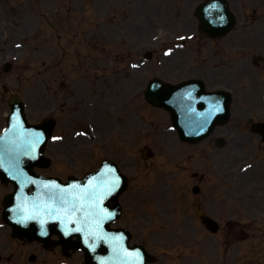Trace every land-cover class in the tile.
<instances>
[{"label": "rangeland", "instance_id": "obj_1", "mask_svg": "<svg viewBox=\"0 0 264 264\" xmlns=\"http://www.w3.org/2000/svg\"><path fill=\"white\" fill-rule=\"evenodd\" d=\"M161 1L159 0V8L155 9L153 3L156 5V0H124L122 4L118 0H0V127L4 125V115L9 111L7 95L3 92L5 85L25 101L27 116L32 123L37 124L47 117L58 119L56 134H64V141L57 144L54 139L48 145V156L54 159V166L44 171L45 175L63 174L64 177V174L76 173L81 176L104 158L117 161L132 183L127 195L129 197L124 199L131 206L128 209L131 215L128 213L124 225L132 228L137 239L145 242L156 256L161 257V264H189L191 260L185 256H190L192 260L198 257V235L195 245L190 242L184 245L182 241L174 244L171 234L163 236L169 226L166 224L169 215H177L176 219L183 215L179 211V204H183L188 198V187H181L182 178L199 171L202 162L199 154L205 146H209L211 140L208 139L194 148L180 144L177 133L171 130L168 114L150 106L144 96L141 99L139 125L131 119L123 122L121 116L100 110L95 116L96 121L101 122L109 115L117 120L107 129L104 143L99 144V138L94 141L84 139L83 143L68 138L75 129L86 128V123L91 121L92 114L84 107V103L91 101L93 94L102 93L104 96L108 88L122 79L120 76L123 74L132 85L138 79L141 80V90L155 75H163L165 80L172 83L196 76L191 67L181 64L170 72L168 66L175 63L162 62L163 58L159 57L164 49L169 50L177 44V39H182L188 33H195L193 29L197 20L192 14L197 3L203 0H173L174 13L177 15L186 11L191 17L188 20L176 17L168 20L173 17L171 12L160 15L165 8H168L167 11L174 9L169 7L168 0L165 3ZM258 4L260 11L262 1L259 0ZM158 11L160 14L156 16ZM234 39L231 35L220 43L217 42L220 45L210 47L207 51L210 58H213L212 61H221L215 60V56L224 55L221 63L223 71L236 64V58L230 54ZM257 39H264V35H257ZM249 44L256 43L250 38L245 46ZM239 47H244V43H240ZM240 50L239 52H243ZM148 53L152 54L149 57L152 60L145 61L144 57ZM182 56L180 54V60ZM6 62L12 63L9 72H5ZM131 62H143L142 70L138 74L130 67ZM249 63L239 66L238 71H243ZM259 76L264 78V74L257 70L254 77ZM231 79L234 80V74H231ZM230 84L235 93L243 90L239 89L242 84ZM259 86H262L260 78ZM241 104V101H237V105L233 106L234 116L228 126L223 128L228 134L224 138L227 143H259V137L253 135L249 127L245 126L247 117L251 115L250 110ZM116 108L118 113L122 111L121 107ZM245 110L248 111L247 115ZM177 149L179 152L176 157ZM205 149L207 152L213 150L210 147ZM172 157L175 160L168 161ZM205 162L207 170L209 159ZM240 163H237L236 171L243 164ZM258 165L261 168L264 166L262 163ZM170 170L178 171L176 182L179 184L174 193L176 202L172 199L171 205L165 203L170 194L160 191L163 186L152 187L158 176L163 185L166 182L171 183L173 176L165 178ZM255 176L256 182H260L262 188L259 190L262 191L261 194H255V199L264 203V178ZM141 184L151 186L143 188L144 194L135 197ZM193 184L191 182L190 186ZM257 185L259 184L255 186ZM3 193L0 190V199ZM167 205L171 206L170 212L165 210ZM136 206L146 211L145 215L149 220L152 219L150 213L158 215L156 223L151 222L153 225L146 227L141 225L133 217ZM175 209L178 210L175 212ZM188 212L194 216L192 209ZM194 221L196 220L192 218L191 225L198 228ZM158 230L161 238L156 235ZM4 238L8 240V232L1 229L0 253L4 257L0 264H60L62 261L60 256L38 253L34 245L22 246L17 242L11 247ZM250 241L258 248L255 246L256 239ZM239 247L241 258L250 257L248 245ZM214 252L213 247L208 255L209 260L216 259ZM32 253L38 257L34 262H30ZM180 257L186 260L182 261ZM81 261L82 255L77 254L67 262L80 264ZM191 263L198 264V261Z\"/></svg>", "mask_w": 264, "mask_h": 264}, {"label": "flooded vegetation", "instance_id": "obj_2", "mask_svg": "<svg viewBox=\"0 0 264 264\" xmlns=\"http://www.w3.org/2000/svg\"><path fill=\"white\" fill-rule=\"evenodd\" d=\"M138 107L140 109L139 104ZM247 145L248 143H224V146L215 147V153L212 156L220 159V163H225L226 166H218L221 170L213 182L207 178L206 171L201 173L197 180L200 183L199 208L218 222L216 244L223 253L218 257V264H235L238 259L237 255L230 251L238 241L250 236L248 231V228L252 227L248 225L250 221L245 224L241 223L239 221L240 212L248 214L251 207L264 211L261 206L252 203L249 193L246 196L242 195L243 192L249 190L251 181L247 176L241 178L233 172L237 157H249L255 154V150H259L260 147L264 150V143L258 147L250 143L248 149L245 150ZM239 148L243 150L242 153H238ZM258 174L260 178L261 173Z\"/></svg>", "mask_w": 264, "mask_h": 264}, {"label": "water", "instance_id": "obj_3", "mask_svg": "<svg viewBox=\"0 0 264 264\" xmlns=\"http://www.w3.org/2000/svg\"><path fill=\"white\" fill-rule=\"evenodd\" d=\"M219 11H220V8H213L212 9L211 15L209 17H206V20H205L208 25H210L212 27L213 26L217 27V26L221 25V23H222L223 26L225 27L224 19L223 18L222 19L219 18V13H218ZM152 91L155 93L157 91L159 92L160 89L159 88H154ZM163 102L166 103V104H170L171 103V102L168 101V99L164 100ZM200 124H202V123H196V122H193V121L191 122L190 131H186L187 133H185L186 137L188 138V140H193V139L198 140V139H200L202 137L204 138L206 136L208 128L210 127V123L209 124L207 123L206 126H204L206 129L202 130V132L199 131V128L201 127ZM28 126L29 125L27 124V127ZM38 127H40V126H35V128H38ZM9 128H10L9 131H11V130L15 131L16 130L15 123H12V126L9 127ZM41 131L43 132V129H41ZM39 134H40V132L31 133V132L27 131V129H26L25 132L21 133L20 137L14 143H12V149H16L17 153H19V155H21V156H24V157H27V158L33 156L34 154H29L28 156L23 154L24 152L22 150L20 151V149H22L21 147L27 148L29 146V143H34V142L36 143V139L38 137L37 135H39ZM40 139H41V137H40ZM4 144L5 143H0V148H2V145H4ZM28 148H30V147H28ZM38 156L36 158H38ZM29 160L30 159H25V161L23 163L24 164H26V163L30 164ZM16 227H19V226L16 225ZM90 247H91V249L93 251L95 250L94 246H90ZM101 252H105V249L102 250ZM90 258L91 257L89 255H87V259L89 261V264H92V262H91L92 260ZM106 258H108V257H106ZM107 260H109V258Z\"/></svg>", "mask_w": 264, "mask_h": 264}, {"label": "snow or ice", "instance_id": "obj_4", "mask_svg": "<svg viewBox=\"0 0 264 264\" xmlns=\"http://www.w3.org/2000/svg\"><path fill=\"white\" fill-rule=\"evenodd\" d=\"M221 19H222V17H221ZM216 110L219 111L220 109L217 107ZM39 139H40V137L38 136V137H37V141H38V142H39ZM113 183L118 184V183H119L118 179H117L116 181H114ZM41 223H43V221H42Z\"/></svg>", "mask_w": 264, "mask_h": 264}]
</instances>
